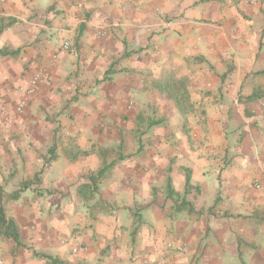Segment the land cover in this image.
I'll list each match as a JSON object with an SVG mask.
<instances>
[{"label": "crops", "instance_id": "1", "mask_svg": "<svg viewBox=\"0 0 264 264\" xmlns=\"http://www.w3.org/2000/svg\"><path fill=\"white\" fill-rule=\"evenodd\" d=\"M0 51V264H264V0H0ZM166 75L193 112L124 126Z\"/></svg>", "mask_w": 264, "mask_h": 264}, {"label": "rangeland", "instance_id": "2", "mask_svg": "<svg viewBox=\"0 0 264 264\" xmlns=\"http://www.w3.org/2000/svg\"><path fill=\"white\" fill-rule=\"evenodd\" d=\"M168 78H173L171 76H165ZM174 79V78H173ZM176 81L181 82L180 87L184 88V90L186 91L187 94V98L185 99H181L182 103L181 106L179 107L180 102H175L174 100L168 98L166 95L164 94H160L158 91L153 89V84L151 82V84H148L150 88V90L153 91V93L155 95H157L158 98H156L155 96V102L154 104L150 102H145L147 100V98L143 95L142 97H140L141 99H143L144 97V103H142V100L140 99L138 102L139 104L133 103L132 105L128 104L126 105V110L130 111V113H128V115H125V118H123V124L124 126H128V124H130V126H133V128L135 130L138 131H144V130H148L150 125V121L153 122H157L158 120V115H157V110L156 109H160L163 113H165L167 116H170L171 119V123L174 125L175 124H179V122L185 120L184 115H187L191 112H193V106L190 103L189 100V95L188 92L189 90H187V85L185 86V84L182 83V81H180L179 79H175ZM141 104V106H140ZM143 104V105H142ZM157 107V108H156ZM0 115H1V111H0ZM179 117H181V120H179ZM50 123H52V121H49ZM112 127H117V130H121L120 131V137H119V141H121V144H128L130 142V140L133 141V143H135V141H137V136L135 135H129V137H127V135H125V133H121L122 130L126 129V127H121L116 125V123H112ZM110 127V128H112ZM133 130V129H132ZM117 133V131H116ZM194 138H196L195 136H193ZM135 140V141H134ZM147 141V138L144 136L143 138H140L139 142L141 143H145ZM119 143V142H118ZM108 155H110V153H108ZM6 172V171H5ZM22 181L20 183H13V180L11 179H7L6 182L4 183L1 182L0 183V188L2 189V197H1V201L2 204L5 208V213H6V217L7 218H13V216H16L18 220H22L24 221V219L26 217L29 216L30 212L28 209H24V207H22L21 209H19L17 207V202L14 200H11L9 198L10 195H12L13 193H20L21 191L25 190L26 188H29L33 185V183L36 182V178H32L30 180L28 179H21ZM22 202L24 203V206H27L29 203H31L32 205L35 204V202L31 201L29 199L26 200H22ZM10 241V240H9ZM12 242V241H10ZM11 246H13L11 244ZM24 248L27 251H30V247H27L26 245H23ZM17 248V247H16ZM42 255V254H41Z\"/></svg>", "mask_w": 264, "mask_h": 264}, {"label": "trees", "instance_id": "3", "mask_svg": "<svg viewBox=\"0 0 264 264\" xmlns=\"http://www.w3.org/2000/svg\"><path fill=\"white\" fill-rule=\"evenodd\" d=\"M7 52L6 51H0V55H5ZM153 89L158 91L161 95L164 94L168 98L174 100L175 102H180L179 107L181 106L182 100L187 98L186 91L184 88H181V82L176 81L173 78H168V77H160L159 79H156L153 81ZM188 99V98H187ZM102 171L97 172L98 174H101ZM90 181L92 183L93 189L92 193H96L97 189L95 186V182L90 177ZM91 187V186H90ZM86 189L89 187H85ZM2 189L0 188V237L5 238L7 240L12 241V243L15 245L17 248H24L21 238L19 235L18 231V226L15 223V221L12 218H7L6 213H5V208L2 204L1 197H2ZM18 196V193H13L12 195L9 196L11 200H15ZM38 258L47 260L48 264H65L64 262L60 261L58 258H54L51 256H46V255H39V254H33Z\"/></svg>", "mask_w": 264, "mask_h": 264}, {"label": "built area", "instance_id": "4", "mask_svg": "<svg viewBox=\"0 0 264 264\" xmlns=\"http://www.w3.org/2000/svg\"><path fill=\"white\" fill-rule=\"evenodd\" d=\"M68 48H69V44L68 43H64L62 49L66 51V50H68ZM40 81H41L40 76H38V75L32 76L31 79L29 80L28 84H27L26 89H25V94L26 95H32L35 92V90H36V88H37V86H38ZM132 104L133 103L131 102L130 105H132ZM6 105H7L6 101L2 97H0V111H1V114H3L5 112V106ZM14 111L17 114L22 113V111H23V103L17 104L15 106ZM260 178H261V180H264V173L261 175ZM256 188H260V184L259 183L256 184ZM74 252H75V250H74Z\"/></svg>", "mask_w": 264, "mask_h": 264}]
</instances>
